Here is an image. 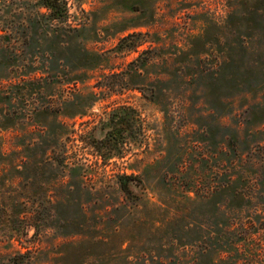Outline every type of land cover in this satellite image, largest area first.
<instances>
[{"label":"rangeland","instance_id":"1","mask_svg":"<svg viewBox=\"0 0 264 264\" xmlns=\"http://www.w3.org/2000/svg\"><path fill=\"white\" fill-rule=\"evenodd\" d=\"M66 3L0 0V264H264V0Z\"/></svg>","mask_w":264,"mask_h":264},{"label":"trees","instance_id":"2","mask_svg":"<svg viewBox=\"0 0 264 264\" xmlns=\"http://www.w3.org/2000/svg\"><path fill=\"white\" fill-rule=\"evenodd\" d=\"M42 5L50 10L52 20L64 22L67 17L66 0H42ZM134 179L132 176H124L122 179V188L129 190V182Z\"/></svg>","mask_w":264,"mask_h":264}]
</instances>
